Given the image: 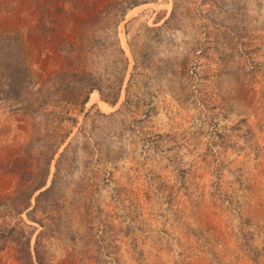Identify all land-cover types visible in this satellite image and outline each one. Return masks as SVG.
<instances>
[{
  "label": "rangeland",
  "instance_id": "rangeland-1",
  "mask_svg": "<svg viewBox=\"0 0 264 264\" xmlns=\"http://www.w3.org/2000/svg\"><path fill=\"white\" fill-rule=\"evenodd\" d=\"M172 7L0 0V102L20 114V140L0 138V264H25L26 236L43 264H264V0H177L166 27ZM114 32L111 104L85 82L118 75Z\"/></svg>",
  "mask_w": 264,
  "mask_h": 264
},
{
  "label": "trees",
  "instance_id": "trees-1",
  "mask_svg": "<svg viewBox=\"0 0 264 264\" xmlns=\"http://www.w3.org/2000/svg\"><path fill=\"white\" fill-rule=\"evenodd\" d=\"M176 6H177V0H173V7L171 9V12H170L169 16L163 21L164 26L173 27V26L178 25L179 18L176 14ZM113 36H114L113 44L112 45H106L105 47H103L102 54H104V56H107L109 51L114 52V55H115V60H114L115 63L114 64L119 71L118 75L111 82L109 81L108 78H99V77L98 78H88L85 82V86L87 88V91H90L92 89H96L99 93L100 99L105 101V102H109L111 104H114L119 97L121 88H122L123 83H124L125 73H126V70L128 67V63H129L128 57L125 55L124 50L121 48V46L118 43V39H117L115 32H114ZM129 45L131 48V44H129ZM105 62L108 63V59H106ZM28 78H30V76ZM15 79L17 81V77ZM22 80H23V77L20 76V84H21ZM27 83H29V82L27 81ZM83 85L84 84H82V83H80V84L78 83L76 85V87L81 89L82 87H84ZM41 90L42 89H39V98L37 99V101L39 102V105L42 106L46 103V101L49 98H47L46 94H43V92ZM85 101H86V96H84V98L82 99V103H84ZM112 114L113 113H110V114L99 113V116L101 118L102 117L108 118ZM39 115L43 116V114H39ZM75 137H76V135H74L71 138V140H69V142L64 147V150H66V151L68 149L72 148V151H70V155H73V153H75L73 151V143H74ZM55 151H56V146L50 151L49 154H47V156L45 158V163H44L43 169L38 174L39 178L37 180V183L35 184V187L32 188L33 191L40 189L45 185L47 174H48L49 163H50L51 158L53 157V154L55 153ZM73 159L75 160L76 156H73L72 160ZM56 166H57V164H56ZM54 182H55V177L52 178V180L50 181V183L47 187L38 191L37 195L35 196V199L37 200L39 198V196H41L42 194L47 193L50 190H52L54 187ZM29 196H30V193L27 192L25 195V197H26L25 198V205H27L29 202L28 201ZM18 255L24 261L25 264H43L39 254H38L37 247L36 246L33 247V252L30 249L29 236H26L25 239L22 242H20L19 248H18Z\"/></svg>",
  "mask_w": 264,
  "mask_h": 264
},
{
  "label": "crops",
  "instance_id": "crops-1",
  "mask_svg": "<svg viewBox=\"0 0 264 264\" xmlns=\"http://www.w3.org/2000/svg\"><path fill=\"white\" fill-rule=\"evenodd\" d=\"M8 108V103L0 102V138L4 141L6 139L8 140V138L14 140L13 135H16V139L20 140V114H10ZM21 122L28 124L29 120L23 117L21 118ZM17 144H19V142H17ZM6 149L9 150V146H6ZM16 149H20L19 145Z\"/></svg>",
  "mask_w": 264,
  "mask_h": 264
},
{
  "label": "bare ground",
  "instance_id": "bare-ground-1",
  "mask_svg": "<svg viewBox=\"0 0 264 264\" xmlns=\"http://www.w3.org/2000/svg\"><path fill=\"white\" fill-rule=\"evenodd\" d=\"M122 45L125 47V43H124V41H123V38H122ZM98 97H97V93H94L93 95H92V99H97ZM100 104L103 106L105 103H103L102 101H100Z\"/></svg>",
  "mask_w": 264,
  "mask_h": 264
}]
</instances>
